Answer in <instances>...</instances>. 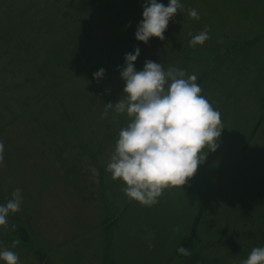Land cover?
I'll return each instance as SVG.
<instances>
[{"label":"rangeland","instance_id":"374dc122","mask_svg":"<svg viewBox=\"0 0 264 264\" xmlns=\"http://www.w3.org/2000/svg\"><path fill=\"white\" fill-rule=\"evenodd\" d=\"M181 3L165 38L145 44L143 0H0V203L23 197L0 247L19 264H242L264 246V0ZM137 46V70L152 60L194 74L225 127L195 175L151 206L106 171L130 117L103 113Z\"/></svg>","mask_w":264,"mask_h":264},{"label":"clouds","instance_id":"9594fccd","mask_svg":"<svg viewBox=\"0 0 264 264\" xmlns=\"http://www.w3.org/2000/svg\"><path fill=\"white\" fill-rule=\"evenodd\" d=\"M142 19L137 23L135 38L147 44L152 37L163 40L170 19L177 10L183 13L181 0H143ZM188 15L199 19L196 9ZM208 39L207 30L192 35L189 45L195 47ZM140 48L124 54V65L117 66L124 80L122 98L107 103L118 114L130 117L119 130L114 150L106 165L113 180L123 182V192L130 199L151 206L165 188L182 187L195 175L209 152L215 151L225 128L221 114L201 95L202 89L192 74L185 78L182 69L163 68L161 63L146 60L141 70L135 67ZM100 68L93 75L105 74ZM4 144L0 142V166H3ZM23 197L16 188L11 198L0 203V228L7 227L8 217L21 210ZM19 240L12 241V248ZM151 246V245H149ZM181 255H191L183 245ZM0 262L19 264V256L11 248L0 247ZM242 264H264V246L253 247Z\"/></svg>","mask_w":264,"mask_h":264},{"label":"crops","instance_id":"0c3cea01","mask_svg":"<svg viewBox=\"0 0 264 264\" xmlns=\"http://www.w3.org/2000/svg\"><path fill=\"white\" fill-rule=\"evenodd\" d=\"M46 263V262H45ZM44 261L43 262H38L37 264H45ZM21 264V263H20Z\"/></svg>","mask_w":264,"mask_h":264},{"label":"trees","instance_id":"16d2710c","mask_svg":"<svg viewBox=\"0 0 264 264\" xmlns=\"http://www.w3.org/2000/svg\"><path fill=\"white\" fill-rule=\"evenodd\" d=\"M195 223H197V222H195ZM195 226V225H194Z\"/></svg>","mask_w":264,"mask_h":264}]
</instances>
